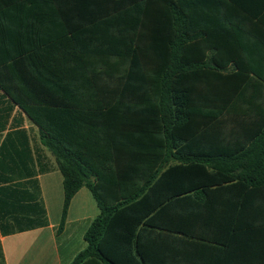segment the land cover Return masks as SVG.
<instances>
[{
    "label": "trees",
    "instance_id": "trees-1",
    "mask_svg": "<svg viewBox=\"0 0 264 264\" xmlns=\"http://www.w3.org/2000/svg\"><path fill=\"white\" fill-rule=\"evenodd\" d=\"M201 5L0 0V90L57 158L59 230L82 187L101 211L71 264H240L242 237L264 230V159L191 149L242 138L258 140L245 156L264 152V65L219 49L187 11Z\"/></svg>",
    "mask_w": 264,
    "mask_h": 264
},
{
    "label": "crops",
    "instance_id": "crops-1",
    "mask_svg": "<svg viewBox=\"0 0 264 264\" xmlns=\"http://www.w3.org/2000/svg\"><path fill=\"white\" fill-rule=\"evenodd\" d=\"M187 1L203 4L196 11L189 6L187 11L204 20V32L220 35L219 49L243 56L244 64L264 65V0ZM81 63L76 60L74 64ZM65 79L72 80L70 76ZM72 113L78 114L75 109ZM257 141L204 138L192 142L191 149L204 161H232L229 152H236L234 159L258 161L264 159L259 148L245 156V147ZM257 144L261 146L262 141ZM188 157L194 159L192 154ZM176 163L173 158L172 164ZM63 206L64 175L56 156L43 143L40 127L0 90V264H71L87 247L85 234L101 211L91 190L82 187L59 230ZM260 232L242 237L236 255L240 264H264V230Z\"/></svg>",
    "mask_w": 264,
    "mask_h": 264
}]
</instances>
